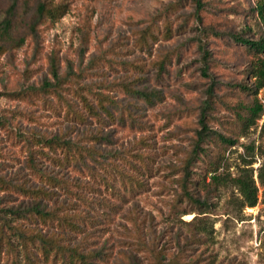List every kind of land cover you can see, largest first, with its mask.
<instances>
[{
  "label": "rangeland",
  "instance_id": "1",
  "mask_svg": "<svg viewBox=\"0 0 264 264\" xmlns=\"http://www.w3.org/2000/svg\"><path fill=\"white\" fill-rule=\"evenodd\" d=\"M35 1L25 9L20 1L15 10L16 42L0 40V179L9 184H0V229L12 248H2L0 264H29L20 229L93 252L95 264H264V184L257 178L264 116L240 132L235 110L251 98L237 85L249 82L248 59L231 40L260 34L252 0H200V10L197 0H54L66 10L32 36L24 21ZM10 2L0 0V21ZM20 14L25 20L18 23ZM46 81L54 86L44 88ZM257 98L264 105V92ZM82 99L101 120L84 112L79 124L66 116L64 103L83 111ZM205 112L209 130L238 143L202 144L207 156L195 157L187 185L199 207L185 198L182 178ZM57 138L94 154L79 169L59 166L50 157L61 158L65 146L57 144L54 154L44 142ZM222 154L223 183L213 185L209 162ZM244 171L258 188L252 208L232 182ZM34 199L78 232L38 222L30 212Z\"/></svg>",
  "mask_w": 264,
  "mask_h": 264
},
{
  "label": "trees",
  "instance_id": "2",
  "mask_svg": "<svg viewBox=\"0 0 264 264\" xmlns=\"http://www.w3.org/2000/svg\"><path fill=\"white\" fill-rule=\"evenodd\" d=\"M10 6L7 9L6 17L0 21V40H4L7 42H16L12 37V30L14 29L15 25V10L17 7H20V1L21 6L23 9H25L29 2L28 0H10ZM31 1V0H30ZM254 7L253 13L256 14L258 25H259V32L260 34L255 37L254 39L245 38L240 35H234L231 37L232 45L237 48L236 54L238 57H244L247 58V65L246 70L244 71L246 73V78L249 82H242L237 85L240 92L245 93L247 96L251 98V102L249 104L245 105H238L235 110V117L236 121L239 124L240 132H243L247 129H249L252 125H255L258 120L261 119L262 116H264V105L260 102V100L257 98V96L264 92V0H252ZM197 8L200 10L201 8V1L197 0ZM66 10L65 4L62 3H56L54 0H36L34 3V12L31 15L30 19L28 21H24L25 28L27 31H29V34L32 36H35L38 28L46 23L50 22L53 23L55 20L60 18V16L64 13ZM20 18L19 22H22L24 17L20 14L18 17ZM197 19L201 21L200 15L197 16ZM151 37L155 38L153 33L149 34ZM146 41L143 40V44ZM17 42L20 44L23 43V39H18ZM148 43L147 41L145 42ZM149 44V43H148ZM149 47V46H148ZM3 46H0V54L3 52ZM202 50V57L205 60L204 67H203V74L205 76L208 75V69L210 67L208 61V53L204 50ZM158 69L161 72H164L166 69V62H161L158 65ZM52 76L53 79L57 83L61 82V79L58 76L57 70L55 69V66H53L52 69ZM54 85L46 81L43 84L44 88H52ZM63 101V100H61ZM82 109L83 111H78L71 105L70 103L65 102V108H66V116H72L75 120V122H78L79 124H83L86 122V115L84 112H86L89 117L95 119V120H101L99 113L97 112V109L90 105L87 100L82 99ZM60 103V102H59ZM100 108H102L103 111L106 110V107L103 103H100ZM52 107V106H51ZM106 112V111H105ZM207 112L201 113L200 115V129L196 130L195 133V142L194 147L184 162L183 172L184 176L182 178V188L185 194V198L192 202L195 205L201 206V202L199 198H196L193 193L188 189V184L192 183L191 181V171L189 169L191 163L195 159L196 156L200 155L202 157H206L207 151L202 147V144H204L206 141H215L219 144L222 148H231L232 146L236 145L238 143V137L234 136H224L220 133L214 132L209 130L207 125ZM103 122V121H100ZM264 129V124H263ZM241 134V133H240ZM45 146L54 154H56L57 150V144L61 143L64 147V151H62V157L61 158H53L54 162H56L59 166H70L72 168L79 169V166H86L85 165V155L92 156L94 154L92 149H85V148H77L75 145H71L68 143H65L63 140L60 139H51V140H45ZM54 145V146H53ZM71 147L76 148L75 150L76 154H71ZM253 151V149H252ZM45 154V153H43ZM260 155L264 159V148L260 150ZM45 157L48 158V156L45 154ZM225 163V157L222 154L220 158L214 161L209 162V172L212 173L210 175V179L213 185H219L223 183L222 175L218 174L219 169L223 167ZM129 164V163H128ZM248 165H252V161L248 163ZM252 171V169H251ZM248 171H244L242 174L237 175L235 178L232 179V182L234 183L235 187L237 188L239 194L242 197V202L244 207H255L258 202V188L255 185V181L253 179L252 173ZM123 180L127 178L126 175L122 174ZM134 178V177H131ZM257 178L261 184H264V160L262 163V166L260 167L258 171ZM54 179H49L47 177V182L49 183ZM132 180V179H131ZM127 181L125 180L126 185ZM134 182V181H133ZM0 184H4L9 186V184L0 179ZM108 186V185H106ZM129 187V186H128ZM131 191L134 190V187L130 186ZM138 188V186H137ZM23 192H27V190H24ZM31 195L36 198L37 194H40V192H34L30 191ZM44 195H46L44 193ZM33 208L30 210L32 214L37 216L38 222L42 223L44 226H51L53 221H56L58 223V228H65L72 230L74 232H78V229H76L75 226H73L70 221H68L69 218H63L60 217L56 212H47L46 210H41L38 201L34 199ZM71 219V218H70ZM84 226L91 227L94 225V223L87 222L86 219H83ZM5 223L3 224V227H5ZM7 228V227H6ZM19 237L21 238L24 253L26 256V260L29 262V264H38L40 260H43L44 263H52V264H95L94 261L97 260V256L93 253H87L84 254L79 248L74 247L70 248L66 245H61L58 241H61V239L55 240L52 237L49 236H42L41 234L33 232V230H19L18 232ZM32 237L31 240H37L35 241H29L28 238ZM3 247H7L8 250H11V244L10 241L7 238V235L5 234L4 230L2 228L0 229V252L2 251ZM34 250L35 254L31 252V250ZM34 256H37L38 262L34 263V260L32 258ZM158 261V260H157ZM155 264H161L159 262H156ZM169 264V263H168Z\"/></svg>",
  "mask_w": 264,
  "mask_h": 264
}]
</instances>
